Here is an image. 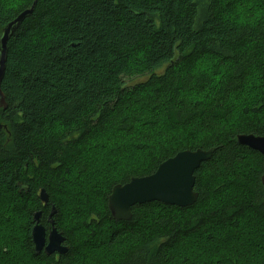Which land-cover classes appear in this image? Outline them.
Listing matches in <instances>:
<instances>
[{"label": "trees", "instance_id": "obj_1", "mask_svg": "<svg viewBox=\"0 0 264 264\" xmlns=\"http://www.w3.org/2000/svg\"><path fill=\"white\" fill-rule=\"evenodd\" d=\"M33 2L0 0V30L32 7L1 85L0 264H264V157L236 141L264 136V0ZM211 147L192 205L150 201L112 217L115 184ZM75 181L79 192L66 189ZM68 204L79 237L63 224ZM52 205L68 251L36 254L32 215L48 228ZM87 237L105 253L87 258Z\"/></svg>", "mask_w": 264, "mask_h": 264}, {"label": "water", "instance_id": "obj_2", "mask_svg": "<svg viewBox=\"0 0 264 264\" xmlns=\"http://www.w3.org/2000/svg\"><path fill=\"white\" fill-rule=\"evenodd\" d=\"M36 1L34 0L33 5ZM31 12L32 7L23 10L0 30V108L3 109L7 106L1 88L5 77L7 43L10 36ZM236 141L240 145L259 152L264 157V136L241 133L237 134ZM213 150L214 147L180 150L160 162L154 172L143 176H133L123 184H115L107 198V207L112 217L117 220H129L134 205L150 201L180 207L192 205L198 197V193L194 190V172L203 161L211 157ZM261 183L264 186V174L261 176ZM39 199L44 205L48 203V194L44 188L40 189ZM55 212L56 208L52 205L48 214L50 223L48 231L40 223L41 211H35L32 215L34 224L31 228V239L36 254L41 251L46 255L55 252L63 254L68 251L65 236L55 226L53 219Z\"/></svg>", "mask_w": 264, "mask_h": 264}, {"label": "rangeland", "instance_id": "obj_3", "mask_svg": "<svg viewBox=\"0 0 264 264\" xmlns=\"http://www.w3.org/2000/svg\"><path fill=\"white\" fill-rule=\"evenodd\" d=\"M10 2H13L14 0H9ZM252 1H255V0H252ZM256 11H258V13L260 14L261 12H262V10L260 11V9H256ZM258 14V15H259ZM252 86V87H251ZM254 86V87H253ZM252 88V93H250V94H247V96H248V98H249V100H250V102H251V97L252 96H255V97H257V93H258V88H259V86L257 87V79H252L251 81H250V84H249V88ZM249 88H248V90H247V92L249 91ZM169 132H171V130H169ZM92 155L94 156V158H95V163L96 164H99V165H102V171H103V173H107L108 172V169H111V168H108V164H107V161H108V159H107V156H105L104 155V152H102V151H96V150H94L93 152H92ZM74 183H75V185H74ZM77 181H75V182H73L71 185H69V186H67L66 187V189H68V190H76V191H78L79 192V188H75V186H77ZM80 184L82 185V184H85V181L84 180H82V181H80ZM65 190V189H64ZM89 190V189H88ZM1 200V199H0ZM1 201H0V207H1ZM65 212H66V214L63 216L64 218H63V224H64V226L67 228V227H73V230H74V232L77 234V236L79 237L80 236V232H81V228H80V224L78 223L79 221H75L73 218H71V207H70V205L68 204V205H66V207H65ZM2 213V209H0V214ZM70 218H71V220H70ZM253 233H256L255 232V229L254 228H252V229H250L249 230V232H248V234L249 235H251V234H253ZM23 234V230L21 229V230H19L18 232H17V234L16 235H19V236H21ZM83 237H86L85 235H82ZM87 239H88V237H87ZM86 239V241H81L82 243V245H85V246H87L88 248H89V250H86V252H87V258H89L90 256H92L91 255V252L92 253H94V252H96V251H98V253H105V248L103 247V246H101V247H97V248H95V246H96V242L92 239V238H90V239H88L87 240ZM247 240H244V242H246ZM79 242V241H78ZM77 242V243H78ZM6 250V249H5ZM109 251V250H108ZM92 259L91 258H89V259H87V261H86V264L89 262V261H91ZM93 261V260H92ZM12 262L13 263H15V264H17L18 263V258H15V257H13L12 258ZM234 264H243V263H237V262H234ZM245 264H259V260L258 261H253V262H249V263H245Z\"/></svg>", "mask_w": 264, "mask_h": 264}, {"label": "flooded vegetation", "instance_id": "obj_4", "mask_svg": "<svg viewBox=\"0 0 264 264\" xmlns=\"http://www.w3.org/2000/svg\"><path fill=\"white\" fill-rule=\"evenodd\" d=\"M41 220H42V216H41ZM46 222L48 223V228H46V231H48L49 230L48 214H47Z\"/></svg>", "mask_w": 264, "mask_h": 264}, {"label": "bare ground", "instance_id": "obj_5", "mask_svg": "<svg viewBox=\"0 0 264 264\" xmlns=\"http://www.w3.org/2000/svg\"><path fill=\"white\" fill-rule=\"evenodd\" d=\"M41 215H42V214H41ZM41 215H40V216H41ZM40 220H41V218H40ZM48 222H49V220H48ZM42 225H43V224H42ZM44 227H45V226H44ZM49 227H50V223H49Z\"/></svg>", "mask_w": 264, "mask_h": 264}]
</instances>
